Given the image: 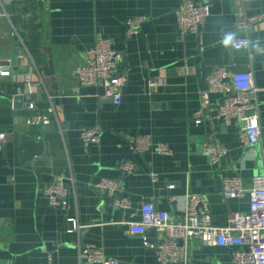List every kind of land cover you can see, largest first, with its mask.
<instances>
[{"label":"crops","instance_id":"obj_1","mask_svg":"<svg viewBox=\"0 0 264 264\" xmlns=\"http://www.w3.org/2000/svg\"><path fill=\"white\" fill-rule=\"evenodd\" d=\"M182 1H0V61L10 69L0 74V132L6 133L0 139V264H103L80 256L85 244L120 264H181L159 260L161 229L128 232L126 222L140 218L142 203L154 201L178 222L186 218L187 193L205 195L219 224L230 211L249 209V194L227 198L222 190L228 176L250 187L264 167V18L248 21L247 30L242 25L264 15V0H195L209 3L210 14L196 32L185 33L176 14ZM138 17V31L130 32L129 20ZM228 33L247 35L249 46L225 47ZM99 37L123 53L116 71L126 82L118 103L103 85L83 84L77 75ZM221 66L253 71L261 124L255 144L242 140L241 120L227 124L213 115L222 93L209 90L208 79ZM26 76L35 77V108L14 104ZM48 95L56 114L47 109ZM44 114L47 123L29 122ZM98 125L99 140L87 143L82 130ZM137 135L167 143L170 152L138 151ZM210 138L227 148L215 164L202 152ZM104 177L118 183L114 193L97 186ZM60 178L69 187L67 207L51 203L43 189ZM120 195L130 207L114 204ZM68 216L83 227L73 229ZM188 250V264H233V249L224 245L193 237Z\"/></svg>","mask_w":264,"mask_h":264},{"label":"built area","instance_id":"obj_2","mask_svg":"<svg viewBox=\"0 0 264 264\" xmlns=\"http://www.w3.org/2000/svg\"><path fill=\"white\" fill-rule=\"evenodd\" d=\"M8 3L16 0H0ZM245 2L247 0H241ZM177 22L180 30L196 32L207 16L210 14V4L196 2L195 0H183L176 10ZM32 15V11H28ZM264 18V15L246 17L242 21L247 30L251 24ZM141 17L129 20V31L137 32ZM250 21V23H247ZM235 48L249 46L247 35L234 37ZM123 58V53L117 50L109 37H99L91 46L85 56V60L77 67V75L81 83L87 85H103L104 94L115 102L122 99V91L126 79L122 73L116 71L118 62ZM0 61V74L9 75L8 62ZM35 77H23L24 86L18 93L24 96L23 107L35 108L37 100L34 97L32 82ZM149 84L155 86L156 79H150ZM208 89L222 93V99L218 106V115L227 124L239 119L243 123L241 138L246 145H252L261 140L260 102L258 99V87L255 84L253 71L231 70L226 67L216 68L208 79ZM0 90H3L0 86ZM48 111L56 114V107L52 96L48 95ZM206 103V102H204ZM203 110L195 114L196 122L201 121ZM48 114L29 117L32 124L47 123ZM102 127L85 128L81 134L88 143L99 140ZM6 137L5 132H0V139ZM134 145L138 151L154 149L159 153H169L170 146L164 142H154L150 137L137 135ZM202 152L207 155L210 162L218 163L227 148L214 140L208 139L202 146ZM132 163L123 164V169L129 171ZM156 179L155 173H152ZM97 186L108 193H114L118 189V183L111 178H102ZM44 192L51 203H59L67 207L68 183L60 178L56 183L44 186ZM223 194L225 197H235L244 194L250 196V207L245 211H230L224 224L216 223L213 214L209 210L208 199L199 193H187L186 218L182 222L173 220L170 213L157 207L154 201H146L139 207L140 218L130 219L128 232L135 233L145 228L156 227L163 231V236L158 243V258L165 263L188 264L189 240L197 237L205 245L220 244L232 248L233 264H264V167L263 171L252 178L250 187L243 184L239 176H228L223 179ZM114 204L118 207H130L128 197L120 195L115 198ZM68 222L73 229L80 230L83 226L74 217L68 216ZM50 256V255H49ZM80 256L90 261H98L103 264H120L116 258L107 257L103 251L93 244L80 246Z\"/></svg>","mask_w":264,"mask_h":264},{"label":"water","instance_id":"obj_3","mask_svg":"<svg viewBox=\"0 0 264 264\" xmlns=\"http://www.w3.org/2000/svg\"><path fill=\"white\" fill-rule=\"evenodd\" d=\"M23 99H24L23 94H22V93H17V94L14 96V104H15L16 106H19V107H20L21 105H23ZM213 115H214V116L218 115V109H216V110L213 111ZM218 120H219L220 122L223 121L222 117H219Z\"/></svg>","mask_w":264,"mask_h":264},{"label":"clouds","instance_id":"obj_4","mask_svg":"<svg viewBox=\"0 0 264 264\" xmlns=\"http://www.w3.org/2000/svg\"><path fill=\"white\" fill-rule=\"evenodd\" d=\"M233 40H234V34L228 33L224 36L222 43L225 47H229L233 44ZM258 45H259V41H257V46ZM258 50L260 49L258 48Z\"/></svg>","mask_w":264,"mask_h":264},{"label":"trees","instance_id":"obj_5","mask_svg":"<svg viewBox=\"0 0 264 264\" xmlns=\"http://www.w3.org/2000/svg\"><path fill=\"white\" fill-rule=\"evenodd\" d=\"M18 1H20V2H24V1H26V0H18Z\"/></svg>","mask_w":264,"mask_h":264}]
</instances>
